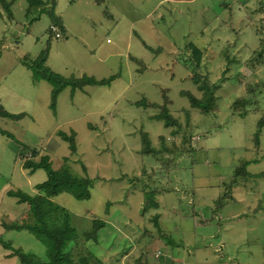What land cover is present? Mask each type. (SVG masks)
I'll use <instances>...</instances> for the list:
<instances>
[{"label":"rangeland","instance_id":"374dc122","mask_svg":"<svg viewBox=\"0 0 264 264\" xmlns=\"http://www.w3.org/2000/svg\"><path fill=\"white\" fill-rule=\"evenodd\" d=\"M6 1L0 106L21 117H0V240L46 260L32 234L1 225L33 222L29 207L7 193H38L45 171L22 168L36 151L54 170L67 166L92 182L88 201L66 193L52 201L71 214L78 250L105 264H264V64L257 62L264 0H55L58 39L46 14L30 24L38 13L26 14V0ZM193 47L202 54L197 68ZM46 49L44 68L64 78H116L73 95L67 87L53 110L52 86L32 69ZM189 73L195 79L186 80ZM207 89L217 96L208 116L200 106ZM161 112L182 126L184 112L192 113L191 150L171 152L183 135L153 118ZM60 132L75 134L73 156ZM142 133L155 154L144 152ZM163 147L169 154H159ZM152 191L154 207L146 200ZM94 220L105 225L85 241ZM10 254L0 243V264H20Z\"/></svg>","mask_w":264,"mask_h":264},{"label":"trees","instance_id":"16d2710c","mask_svg":"<svg viewBox=\"0 0 264 264\" xmlns=\"http://www.w3.org/2000/svg\"><path fill=\"white\" fill-rule=\"evenodd\" d=\"M26 1L28 3L26 14L29 15L32 9H35L38 13L37 16L30 21V24L38 21L41 15L46 14L50 20L49 31L54 35L56 39L60 38L61 34L60 32H58V29L62 30L63 26L61 20L57 18L54 13L55 0ZM0 6L8 14V17H11V2L0 0ZM51 27L55 28L54 32L50 29ZM56 34H58L59 36L56 37ZM258 50L257 62L262 61V63L264 64V58H262V55L264 53V46L262 42L260 43V48ZM48 54L49 49L43 51L34 63L35 65L34 67H32V69L38 70L39 73L34 75L35 79H37L38 81L44 80L52 86L51 100L53 104L51 107L53 110L55 109L54 102L56 98L67 87L71 89V94L73 95L76 90H81L86 86L108 87L116 78V76H112L106 80L101 81H96L95 79L90 77H82L81 79L64 78L63 76L55 74L50 70L44 68V63L48 58ZM201 55L202 54L198 49H196L195 47L192 48V57L194 59V61L192 60V63H195L194 65L196 68L200 65V60L202 57ZM198 72L201 73L202 71L198 70ZM207 82L209 83V81ZM211 88H214V86ZM211 90L212 89H209L208 91L209 93H211L210 95L212 97L213 92ZM249 93H251V90L249 91ZM240 103L242 104V101L237 100L233 105L236 107ZM19 116L10 115L0 106V117L17 119ZM153 118L162 121L166 128L177 126L178 129H180L183 133V143L187 142L185 144H190L192 134L189 124L185 128L181 127L178 120H175L167 112L156 114ZM263 125V120L258 122L259 129L262 128ZM258 133H260V131H258ZM258 133L254 134V140L256 141L257 145L259 138ZM1 135L13 139L12 135L10 134L1 132ZM172 135H174V131H172ZM58 136L63 141L68 143L70 152L74 154L77 150V146L75 143V134L71 133L70 135H67L60 132L58 133ZM141 139L144 152L148 154H155L156 152L151 148L149 139L147 138V135L145 133L141 134ZM163 149H165V147L160 150L159 154H162L163 152H165V154H169L168 149H166L165 151H163ZM191 149H186V147H184L181 150H179V148H174L173 151L172 149L170 150L171 152L179 156L180 154L186 153ZM36 157L37 152L32 151V153H30L29 155V158L24 161L22 167L24 170H28L29 173H33L39 169L45 171L47 175L46 181L35 186V189L38 193L33 196L21 191H9L7 193L8 196L17 198L18 203L26 204L29 207L32 213L33 222L21 225H8L2 222L1 225L5 230H24L32 234L35 239L45 247L46 260L42 261L33 254L24 253L21 249H13L10 243H5L0 240L3 248L11 251V254L8 257H17L20 264H105L101 259L93 256L92 254L86 251L84 253L82 252V250H78L81 247V244H79L76 230L72 226L71 214L66 209L62 208L52 201L53 198L63 193L69 194L77 201H88L91 196L92 182L86 177L74 175L70 171V169H68L69 167L67 168V166L61 168L58 171L54 170L49 162V158L46 156L41 157L39 160H36ZM243 165L246 164L244 163ZM239 170L237 171V174H239L240 172L242 174H245L244 168H239ZM83 171H86L85 167H83ZM154 196L155 193L153 191L146 194L147 205H151L152 207L156 206V204L152 201ZM219 204L220 202H218V206ZM104 225V222L94 220L92 222V230L85 233L84 235V239H86L85 241H96L97 232L102 227H104ZM156 226H158L157 223ZM73 252H76L78 254V257H74Z\"/></svg>","mask_w":264,"mask_h":264},{"label":"crops","instance_id":"0c3cea01","mask_svg":"<svg viewBox=\"0 0 264 264\" xmlns=\"http://www.w3.org/2000/svg\"><path fill=\"white\" fill-rule=\"evenodd\" d=\"M177 2V1H176ZM202 59V58H201ZM183 67L185 68V69H187V66H184L183 65ZM256 74V72L254 71L253 72V76ZM249 75V74H248ZM185 78H186V80H191V79H193L194 78V76H192L190 73L187 75V76H185ZM195 79V78H194ZM184 84V83H183ZM182 84V85H183ZM177 87V86H176ZM77 91V90H76ZM206 94H207V90H206ZM211 94V93H210ZM210 94H207L206 95V97H207V100L209 101H207L206 100V102H204V104H200V106L202 107V108H207L208 107V109L207 110H204V112L201 114V115H209V112H210V108L211 107H213L214 106V104H215V100H217V96L214 94V92H213V96L211 97V95ZM139 103H142L141 105H144L145 103H147V101H141V102H139ZM137 104V103H136ZM135 104V105H136ZM206 105V106H205ZM186 111H187V109H186ZM188 111H190V110H188ZM181 114V113H180ZM184 114H185V116H184V122H185V126H182V125H180L181 127H183V128H185V127H187V125L189 124L190 125V127H192V121H190V117L192 116V113L190 114V112H184ZM242 116V115H241ZM202 120H204L205 119V117H203L202 116ZM179 122V121H178ZM180 127V128H181ZM180 130V129H179ZM181 131V130H180ZM182 132V131H181ZM183 134V133H182ZM195 135L193 134L191 137V139H190V144H185V145H183V137L181 138L182 140H181V142H180V144H181V146H180V148H179V150H181L182 148H184V147H191L192 148V146L194 147V145H196V144H194L193 142H191L192 140H193V137H194ZM175 137V131H174V135H173V140L175 139L174 138ZM176 140H177V138H176ZM176 140H174V144H172L173 145V147H171V148H173V150H174V148H178L177 146H176ZM190 145V146H189ZM258 145H259V141H258ZM258 145H256V146H258ZM170 148V149H171ZM76 152H77V150H76ZM76 152L74 153V154H76ZM164 154H165V152H163ZM74 154H72L71 153V156H73ZM29 157V155L28 154H26L25 155V157H23L22 158V165H23V163H24V161L26 160V159H28V158H26V157ZM37 156H38V154H37ZM24 159V160H23ZM36 159H37V157H36ZM246 164V167H247V165H248V162L247 163H245ZM23 168V167H22ZM25 171H27V172H29L28 170H25ZM182 245H183V242H182ZM158 258V257H157ZM171 259V258H170ZM160 264L161 263V258H158V261H157V263L156 264ZM170 264H183V262L180 260V259H175V260H172L171 259V263Z\"/></svg>","mask_w":264,"mask_h":264},{"label":"built area","instance_id":"2783aa9c","mask_svg":"<svg viewBox=\"0 0 264 264\" xmlns=\"http://www.w3.org/2000/svg\"><path fill=\"white\" fill-rule=\"evenodd\" d=\"M53 32L55 31V28H53V27H51L50 28ZM59 35L58 34H56V37H58Z\"/></svg>","mask_w":264,"mask_h":264}]
</instances>
